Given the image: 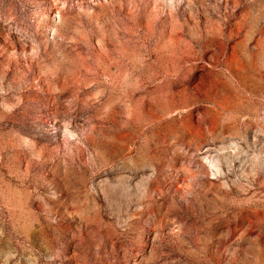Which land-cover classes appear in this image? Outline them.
<instances>
[{
  "label": "rangeland",
  "instance_id": "obj_1",
  "mask_svg": "<svg viewBox=\"0 0 264 264\" xmlns=\"http://www.w3.org/2000/svg\"><path fill=\"white\" fill-rule=\"evenodd\" d=\"M0 264H264V0H0Z\"/></svg>",
  "mask_w": 264,
  "mask_h": 264
}]
</instances>
